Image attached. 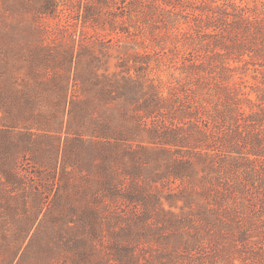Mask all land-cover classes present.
I'll return each mask as SVG.
<instances>
[{
    "label": "rangeland",
    "instance_id": "374dc122",
    "mask_svg": "<svg viewBox=\"0 0 264 264\" xmlns=\"http://www.w3.org/2000/svg\"><path fill=\"white\" fill-rule=\"evenodd\" d=\"M10 21L8 3L0 1V98L7 110ZM43 23L48 44L75 41L76 46L88 41L101 57L102 70L130 71L144 84H154L163 95L162 108L144 120V127L160 140L179 139L154 145L147 167L137 157H120L111 164L108 175L124 180L123 192L140 193L142 201H107L109 207H101L95 222L82 213L94 206L89 198L82 199V192L103 181L98 172L93 182L86 181L89 144L80 149L70 144L75 142L32 137L28 160L18 159L26 186L50 185L56 188L50 193L53 197L55 184L62 182L67 188L63 199L75 212L62 214L58 208L57 221L54 212H47L29 223L25 212L34 210L33 195L25 205L14 200L8 211V194L0 192V264H8L11 252L18 253L14 264H264V122L255 125L250 118L260 111L258 105H264L261 68L216 58L219 51L200 43L184 24L178 31L155 30L138 20L126 19L123 24L118 19L117 28L125 31H111L85 26L64 13ZM6 107L0 109L5 126ZM0 136L5 137H0L2 155L8 133ZM11 136L14 141L19 138ZM1 160L0 165L8 164ZM173 169L182 170L180 177L172 175ZM36 172L39 178L33 177ZM136 182L142 186L139 193L132 190ZM25 224L31 232L19 239ZM33 235L35 243L22 258ZM38 242L52 250L44 263L35 261L40 255Z\"/></svg>",
    "mask_w": 264,
    "mask_h": 264
},
{
    "label": "trees",
    "instance_id": "16d2710c",
    "mask_svg": "<svg viewBox=\"0 0 264 264\" xmlns=\"http://www.w3.org/2000/svg\"><path fill=\"white\" fill-rule=\"evenodd\" d=\"M0 1L8 3V14L12 17L8 24V110L2 104L4 98H0V109L6 107V117L8 114V125L0 123V135L8 133V147L0 155L3 157L1 162L8 163L0 165V192L8 194V211H11L10 204L14 200L25 205L29 194L33 195L34 210L31 207L25 212L29 223L38 221L39 216L47 212H54L52 218L57 221L55 210L58 208L62 214L75 212L69 207L70 201L63 199L62 193L67 188L62 182L55 184L58 188L53 197L50 193L56 188L50 185L40 189L26 186V177L19 171L22 169L23 173L24 170L19 168L18 159L28 160L32 137L51 136L65 140L67 144L75 142L70 144L80 149L85 142L89 144L84 147L91 156L86 181L93 182L95 172L103 181L82 192V199L89 198L94 204L82 213L90 215L95 222L99 219L101 207H109L107 201H142L138 192L142 186L138 182L132 184V190L138 195L123 192L124 180L109 176L108 167L115 161L120 162V157L143 158V167H147L155 151L154 145L163 141L156 132L144 127V120L155 117L162 108L160 101L164 98L155 90L156 86L144 84L130 71L110 74L102 70L101 57L95 46L87 44L88 41L76 46L75 41L48 44L42 36L45 29L41 28L46 20L56 19L64 13L68 18L82 21L85 26L122 32L125 30L116 26L118 19L123 24L126 19L138 20L155 30L178 31L184 24L195 32L200 43L219 51L215 52L216 58L225 57L227 64L253 65L264 73V0ZM228 98L240 105L237 98ZM244 101L252 103L248 98ZM257 107L260 111L250 116L255 125L264 122V105L261 103ZM16 129L21 131L16 132ZM13 134L19 137L17 141L12 139ZM170 139L162 144L169 145L179 137ZM253 155L256 156L254 152ZM181 171L177 173L173 169L172 175L178 178ZM33 177L40 176L36 172ZM43 190L49 194H44ZM30 232L25 224L17 238L21 239L24 234L27 238ZM34 241L35 235L22 258ZM48 247L38 242L40 255L35 259L36 263H44V256L52 253ZM10 255L8 264H14L18 253L11 252Z\"/></svg>",
    "mask_w": 264,
    "mask_h": 264
}]
</instances>
